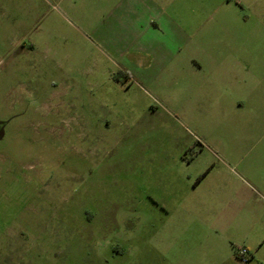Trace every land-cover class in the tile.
I'll return each mask as SVG.
<instances>
[{
    "label": "rangeland",
    "instance_id": "rangeland-1",
    "mask_svg": "<svg viewBox=\"0 0 264 264\" xmlns=\"http://www.w3.org/2000/svg\"><path fill=\"white\" fill-rule=\"evenodd\" d=\"M176 1L193 41L157 67L123 40L134 0H0V264L264 260L263 203L211 195L237 126L205 72L264 69V0ZM227 203L233 241L197 215Z\"/></svg>",
    "mask_w": 264,
    "mask_h": 264
},
{
    "label": "crops",
    "instance_id": "crops-1",
    "mask_svg": "<svg viewBox=\"0 0 264 264\" xmlns=\"http://www.w3.org/2000/svg\"><path fill=\"white\" fill-rule=\"evenodd\" d=\"M180 6L176 0H134L125 3L118 14L119 19L126 23L124 42H145L140 45L142 54L155 60L157 67H163L164 59L175 58L182 46L189 47L193 41L190 31L195 29V25L186 19V15L182 16ZM236 53L238 55L239 50ZM225 62L218 68L215 65V69H205L208 78L206 95L216 103L215 106H220L228 119L235 120L237 143L229 151V158H233L235 164L226 163L227 171L223 172L221 180L215 181L211 195L214 198L220 195L227 202L231 195L235 197L246 193L264 205V69L245 67L241 61L231 65ZM231 176L234 182L240 183L239 188H230ZM201 182L203 178L198 179L196 184ZM209 206H205L208 211L204 209L197 215L209 217L210 213V217L219 221L214 222L216 225L212 227L217 235L235 240L237 234L232 229L239 224V211L232 207V203L216 208ZM261 207L256 213L264 218V206ZM223 219L224 222H231L230 228L219 229L218 224L223 223ZM251 257H254L253 253ZM259 261L258 264H264V260Z\"/></svg>",
    "mask_w": 264,
    "mask_h": 264
},
{
    "label": "built area",
    "instance_id": "built-area-1",
    "mask_svg": "<svg viewBox=\"0 0 264 264\" xmlns=\"http://www.w3.org/2000/svg\"><path fill=\"white\" fill-rule=\"evenodd\" d=\"M237 255L242 261H248L250 258V252L245 246H241L237 249Z\"/></svg>",
    "mask_w": 264,
    "mask_h": 264
},
{
    "label": "trees",
    "instance_id": "trees-1",
    "mask_svg": "<svg viewBox=\"0 0 264 264\" xmlns=\"http://www.w3.org/2000/svg\"><path fill=\"white\" fill-rule=\"evenodd\" d=\"M205 175V174H204ZM204 175H202L199 179H201Z\"/></svg>",
    "mask_w": 264,
    "mask_h": 264
}]
</instances>
